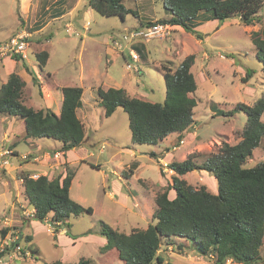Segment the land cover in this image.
I'll use <instances>...</instances> for the list:
<instances>
[{
	"label": "rangeland",
	"instance_id": "1",
	"mask_svg": "<svg viewBox=\"0 0 264 264\" xmlns=\"http://www.w3.org/2000/svg\"><path fill=\"white\" fill-rule=\"evenodd\" d=\"M123 3L131 10L126 14L125 20L119 15H101L93 9L94 17L88 18L91 31L81 28L77 34L66 36L62 33L63 30L57 29L55 23L49 29L46 28V33L42 35L32 32V26L36 25L38 28L42 25L41 21L51 18V11L39 9L37 13L33 10L34 13L26 20V14H20L25 0H0V40L4 41L20 30H27L32 36L29 38L28 59L14 60L15 63L12 64L4 63L8 58L0 61V87L7 80L8 73H19L26 81L23 99L29 106L36 109L48 108L47 93L42 94L43 85L38 83L43 81L47 85L46 79L51 86L54 85L52 94L58 100L62 97L61 88L64 86L86 87V100L89 90L96 85L99 88L124 87L131 95L163 103L166 97L163 66L175 70L192 53L196 56L192 72L198 85L194 95L198 102L194 109V123L183 132L182 137L174 140L169 148L174 157H167L169 159L164 151L160 152L161 142L156 145L133 142L128 114L121 106L111 116H106L105 108L97 105L95 99H91L89 104L92 113L86 114L83 105L77 111L85 124V140L80 146L71 149L73 151L68 154L69 161L62 142L49 137L26 140V125L21 116L0 115V149H12L10 143L19 140L17 148L21 154H32L34 151L51 153L52 158H44L43 165L36 164L37 169L44 166L48 169L55 167L52 170L56 174H62V178L69 170H75L71 196L82 205L93 208L92 213L71 215L66 224L56 223L53 211L48 213L45 221L26 220L28 218L22 210L29 203L25 192L22 193L24 186L21 180V183L18 181V175L22 176L30 171L27 167L16 174L14 171L8 173L5 169L1 170L0 227L4 218L11 219L15 213L17 217L27 221L22 232L31 235L35 233L34 239L39 247L37 259L32 254L25 255L23 259H10L6 254L4 260L10 261V264H50L55 260L77 262L83 254L91 257L93 264H102L99 261L102 255L98 249L102 237L99 233L101 222L127 233L134 228H146L153 222L156 194L173 181L175 172L172 171L170 162L181 161L188 153L195 152V160L202 163L210 154L216 153L224 142L237 143L248 122L247 114L236 109L237 104L252 105L261 97L264 69L256 55L257 48L251 36L254 31L264 28V4L257 13L259 20L253 25L243 24L239 17L223 22L216 19L199 21L196 29L202 39L195 33L171 27L168 36H164L167 34L164 31L161 35L163 37L150 38L144 45L142 58L133 62L138 65V69H129L122 54L112 48V37H121L124 31L139 24L138 16L133 11H138L143 21L149 17L166 16L167 12L162 0H123ZM43 50L48 51L50 56L41 69L36 54ZM127 53L128 51L126 55ZM249 68L255 70V73L249 82H243L242 77ZM34 77L38 82L34 81ZM97 93L95 97L100 102L101 98ZM213 105L225 111H236L231 115L227 112L219 115ZM3 116L8 117L5 119ZM262 119L264 120V115ZM11 121L13 125L10 128L13 130L9 134L7 128L9 129ZM6 133L10 135L8 141L4 139ZM182 138L183 143H179ZM176 145H180L179 148L173 149ZM58 150L66 156L64 161L63 158L61 161L54 160L53 154ZM151 152L158 155L152 156ZM261 161H264V137L244 165L252 167ZM183 178L195 187L205 184L211 191H218L216 178L205 170L196 169L183 175ZM7 181L8 191H5ZM121 192H125L127 197L125 194L121 195ZM174 196L175 192L172 197ZM18 202L20 206L15 207ZM56 224L59 228L64 225L71 237L75 232L87 231L83 235L92 234L87 239L90 243L85 244L84 241L71 245L63 235L57 238ZM14 227L11 233L15 236L20 231L18 226L10 228ZM2 237L0 230V239ZM22 246L26 248L24 241ZM161 252L166 253L167 259L176 264H212V261L196 256L191 251L179 256L171 246L167 249L163 247ZM262 252L264 253V245ZM109 258L111 260L105 264H124L115 256L113 259L109 255ZM230 263L229 261L227 264Z\"/></svg>",
	"mask_w": 264,
	"mask_h": 264
},
{
	"label": "trees",
	"instance_id": "2",
	"mask_svg": "<svg viewBox=\"0 0 264 264\" xmlns=\"http://www.w3.org/2000/svg\"><path fill=\"white\" fill-rule=\"evenodd\" d=\"M162 1L168 17L146 21L141 19L144 25L130 30L169 24L180 26L202 39L196 29L199 21L216 19L223 22L239 17L243 24L253 25L259 20L257 13L264 4V0ZM88 5L101 15H119L123 20L131 12L123 0H88ZM251 40L264 69V28L254 31ZM36 56L43 69L49 52L43 50ZM195 57L194 53L187 55L175 70L163 66L166 83L163 103L131 95L124 87L98 88L100 105L105 108L106 116H111L121 106L128 114L132 140L138 144L156 145L174 132L183 135L194 123V109L198 104L194 96L198 85L192 72ZM12 58L23 60L19 55ZM26 67L30 69L29 65ZM254 73L252 68L247 69L246 75L242 77L243 82H249ZM33 79L37 81V78ZM46 81L47 85L37 81L39 85L42 83L44 90L52 88L49 80ZM25 86L26 81L19 73L12 72L9 75L0 87V115L21 116L26 125L27 138L49 137L58 140L63 143L65 151L80 146L86 132L85 124L77 113L83 105V87L64 86L61 111L56 113L51 108L36 109L25 104ZM44 90H41L42 94ZM213 107L219 115L225 112L231 115L236 111ZM236 109L243 110L248 116L237 143L224 142L216 153L210 154L202 163L195 160V152L189 153L181 161L170 162V167L176 173L173 181L163 186L164 189L155 196L156 210L152 223L146 228H134L127 233L101 222L99 233L107 239L100 248L102 257L99 261L102 264L111 260L109 255L124 264H176L167 259L166 253L161 252L163 247L167 249L170 246L178 253L191 251L196 256L212 261V264H227L229 261L230 264H264V161L252 167L244 165L264 137V88L254 104L239 103ZM151 155L158 154L151 152ZM196 169L214 175L218 183L217 192L211 191L205 184L195 187L183 178V175ZM74 175L75 170H69L64 178L62 174L56 173L54 176L41 175L37 179L28 173L22 174L27 201L36 209L34 219L45 221L48 213L53 211V220L66 224L71 215L93 212L91 206H84L72 198ZM171 190L175 192L174 197H170ZM17 228L22 234L23 227ZM9 230L11 228H2V235L5 236ZM23 239L37 259L39 247L32 242V235H23ZM8 248L0 251V258ZM50 264H93V261L82 257L77 262L55 260Z\"/></svg>",
	"mask_w": 264,
	"mask_h": 264
},
{
	"label": "crops",
	"instance_id": "3",
	"mask_svg": "<svg viewBox=\"0 0 264 264\" xmlns=\"http://www.w3.org/2000/svg\"><path fill=\"white\" fill-rule=\"evenodd\" d=\"M163 2V1H162ZM88 3V0H86V1H84V0H25V6H24V8L22 9V11H21V15L23 14V13H25L26 14V20L27 19H29L30 17H31V15H32V13H34V11L35 12H39L40 10H43V9H45V10H48V11H51L50 12V15H51V18H49L47 21H41L42 22V25L40 26V27H38V28H36V25L35 26H32V28H33V31L32 32H34V34H44V33H46V28L47 29H49V27L52 25V23H55L54 25H56V27H57V29H61V30H63L62 31V33L64 32L65 34L64 35H66V36H71V35H74V34H77L78 32H79V30L81 29V28H83L85 31H91V28H89V24H88V18L91 16V18H93L94 16H93V9L87 4ZM40 9V10H39ZM34 10V11H33ZM166 10V9H165ZM45 12V11H44ZM167 12V11H166ZM137 20L139 21V24L138 25H133V27L132 28H136V27H139V26H142V25H144V24H142V21H141V18L139 17V13L137 14ZM169 16V14L167 13V15L166 16H163V17H168ZM163 17H149L148 19L149 20H157V19H160V18H163ZM147 19V20H148ZM172 27H177L178 29H183L182 27H180V26H172ZM53 28V27H52ZM131 28V29H132ZM176 28V29H177ZM128 30H130V29H128ZM31 31V30H30ZM66 31V32H65ZM59 33H61V31L60 32H58V34ZM15 34V33H14ZM53 34V33H52ZM51 35V34H50ZM4 40H6V39H4ZM0 41H2V40H0ZM110 42V41H109ZM108 42V43H109ZM145 43L146 42H139V41H136V42H134L133 44H132V46L134 47V49L140 54V57H139V59H137V60H135V59H132V58H130L129 57V52L127 53V55H126V52H124V53H121V52H119V51H117L118 53H121L122 54V56H123V58L124 59H126V58H128V59H126V60H128V61H132V62H137V61H139L141 58H142V56H143V54H144V52L142 51L143 49H144V45H145ZM41 44V43H40ZM111 44V43H110ZM112 45V44H111ZM112 48H113V45H112ZM111 48V49H112ZM114 49V48H113ZM50 56V55H49ZM9 60H6V61H4V63L5 62H9L10 64H12V62H14L15 63V59L14 58H8ZM15 60V61H14ZM136 64V63H135ZM12 73V72H11ZM11 73H8L9 75L11 74ZM9 75H8V77H9ZM50 78V77H49ZM8 79V78H7ZM7 81V80H6ZM5 81V82H6ZM4 83V82H3ZM2 83V84H3ZM53 84V83H52ZM63 88V87H62ZM62 88H61V90H62ZM98 86H96V85H93L92 86V90H89V99L87 98L86 100H85V93H86V90H87V88L86 87H83V96H82V100H83V108H85V113L86 114H90V113H92V109L90 108V106H89V104H90V102L92 101L91 99H95V101L94 102H96L97 103V105H100V102H99V99H97V97H95V94L98 92ZM52 89V90H51ZM43 90H44V88H43ZM54 91V85H52V88H50V89H48V90H44V92H46L47 94V104H48V108H51L54 112H56V113H59L60 111H61V107H62V101H63V92H62V97H61V99H57L53 94H52V92ZM44 94V93H43ZM97 95H98V93H97ZM50 104V105H49ZM89 106V107H88ZM79 109H81V108H79ZM78 109V111H80ZM5 119L8 117V116H3ZM5 119H1V120H3V121H5ZM11 125H13V122L11 121V123H10V125L8 126L9 127V129L7 128V133H11L12 132V128H10V126ZM6 131V130H5ZM4 134V139H7V141H8V138H9V134ZM26 134V133H25ZM180 133L179 132H174V133H171V134H169L167 137H165L162 141H161V150H160V152L161 151H164V154H166L165 156H166V158L167 157H174L173 156V154L172 153H170L169 152V148H170V146H172L173 145V143H174V140L175 139H177L180 135H179ZM175 136V137H174ZM25 139L26 140H31V139H33V140H37V139H40V138H27V137H25ZM18 143H19V140H15V141H13L12 143H10V144H7V145H10L13 149H15L16 150V152H19L20 153V151L18 150V148H17V145H18ZM73 150H70V151H67L66 153H65V155H67V160H68V154L69 153H71ZM167 151V152H166ZM166 152V153H165ZM31 153H36L35 151L34 152H31ZM18 154V153H17ZM189 154V153H188ZM184 156H185V154H184ZM66 157V156H65ZM64 156H63V160H64V158H65ZM185 158V157H184ZM183 158V159H184ZM167 159H169V158H167ZM69 161V160H68ZM17 162H18V160L17 159H15L14 160V162H13V166L11 167V169L8 171V173L9 172H15V174L17 173V172H19L21 169L17 166ZM70 162H72V161H70ZM36 164H38L37 166H40V165H42L40 162L39 163H35V164H33V163H27V164H25V165H23V167H22V170H24V167H27L28 168V170L29 171H31V170H40V171H42V170H44V171H47L48 172V176H52L51 175V171H53L52 170V168H47L46 166H42L43 168L42 169H37V167H36ZM28 171V172H29ZM7 173V174H8ZM53 173H55V171H53ZM18 178H20L18 181L21 183V176L20 175H18ZM24 181V180H23ZM22 181V182H23ZM23 187V186H22ZM4 189H5V191H8V181L7 182H5V186H4ZM24 189V188H23ZM173 193H174V191L173 190H171ZM171 191H170V197H172L173 196V193H171ZM24 192V190L22 191V193ZM214 192H217V191H214ZM125 194V192H121V195H124ZM125 196L127 197V195L125 194ZM119 198V197H118ZM24 199V198H23ZM16 201H17V199H16ZM20 206V202H18V206L17 205H15V207H19ZM138 207H140V209H141V206H139L138 205ZM142 209H143V207H142ZM140 214V213H139ZM26 220H32V219H26ZM25 219H22V218H20V217H17V215L14 213V215L13 216H11V219L9 218V223L7 224L4 220H3V223H2V225H1V227H0V230L2 229V228H10V227H13V226H18V227H24V225L25 224H27V221H26ZM26 222V223H25ZM59 231H57V238H59V236L60 235H63L65 238H67L68 239V242L71 244V245H75V243H82V242H84L85 241V244H88V243H90V241H87V239L88 238H91V236H92V234H89V235H83V234H85V232H87V231H85V232H75L74 233V235H73V237H71L70 236V233L69 232H67V230H66V228L64 227V225L62 226V227H60L59 229H58ZM92 232V231H91ZM26 234H29V233H23V235H26ZM35 234V233H34ZM34 234L32 235V237H33V239H32V242H35V239H34ZM11 235V231L9 230L7 233H6V235H5V237L1 240V241H5V242H8V237ZM101 239V245L99 246L100 248L103 246V245H105V243L107 242V239L105 238V237H101L100 238ZM58 240V239H57ZM36 243V242H35ZM37 244V243H36ZM98 247V249H100ZM79 248H80V246H79ZM178 253V252H177ZM82 254V253H81ZM173 254H176V253H173ZM186 254V252H183V253H178V255L180 256V255H185ZM83 257H86V258H91V257H87L86 255H84L83 254ZM82 258V257H81ZM80 258V259H81ZM92 259V258H91ZM106 259V258H105ZM79 261V260H78ZM68 262H71V261H68Z\"/></svg>",
	"mask_w": 264,
	"mask_h": 264
},
{
	"label": "built area",
	"instance_id": "4",
	"mask_svg": "<svg viewBox=\"0 0 264 264\" xmlns=\"http://www.w3.org/2000/svg\"><path fill=\"white\" fill-rule=\"evenodd\" d=\"M171 30V26L168 24H156L147 29L141 30H128L121 37H112L113 47L116 48L117 51L125 52L126 50L129 52V55L132 56L133 59H139V53L134 49L132 44L136 41H149L150 38L161 36L162 34H169ZM161 32V33H160ZM160 33V34H159ZM166 34V35H167ZM165 36V35H164ZM32 37L31 34L27 30H20L18 33L10 36L8 39L0 42V61L5 58H12L13 56L19 55L22 59H28L29 49H30V40ZM127 67L138 69V66L135 63L130 61H126ZM2 151V152H1ZM64 153L59 150L53 154L54 160L61 161ZM44 158H52L51 153L47 151L36 152L32 154H19L16 155L14 150L11 148H2L0 149V172L5 169L9 171L13 166L14 159L18 160L17 166L22 169L23 165L27 163H42ZM28 175L34 179L39 178L41 175H48V172H42L40 170H31ZM21 181H23V177H21ZM22 213L26 218H35L36 209L34 207H29L28 205L23 206ZM7 220V219H6ZM19 234L15 236H9V244L10 249L6 254L12 258H25L26 256H31V250L23 248L22 244L19 243ZM6 247L1 248L4 250ZM5 254V255H6ZM4 255V256H5ZM26 255V256H25ZM0 258V264H10V261H5V257Z\"/></svg>",
	"mask_w": 264,
	"mask_h": 264
},
{
	"label": "clouds",
	"instance_id": "5",
	"mask_svg": "<svg viewBox=\"0 0 264 264\" xmlns=\"http://www.w3.org/2000/svg\"><path fill=\"white\" fill-rule=\"evenodd\" d=\"M171 26V25H170ZM172 27V26H171ZM126 31H128V30H126ZM124 34V33H123ZM122 34V35H123ZM14 35V34H13ZM8 39V38H7ZM127 51V50H126ZM120 52V51H119ZM121 53H123V52H121ZM140 55V54H139ZM125 62H126V60H125ZM133 63V62H132ZM137 65V64H136ZM138 66V65H137ZM180 135V134H179ZM181 137H182V135H180ZM179 143H183V138L182 139H180L179 140ZM178 146V147H177ZM179 146L180 145H176V146H174L173 147V149H178L179 148ZM13 149V148H12ZM14 150V153L16 154V155H19V154H21V153H19V152H16V150L15 149H13ZM18 153V154H17ZM186 158V157H185ZM184 158V159H185ZM15 160V159H14ZM64 161V160H63ZM18 163V162H17ZM55 168V167H54ZM54 168H52V169H54ZM172 171H174L175 172V170L174 169H172ZM176 173V172H175ZM52 175V174H51ZM55 175V173H53V175L52 176H54ZM48 176V175H47ZM28 206L29 207H32V206H30L29 204H28ZM24 218V217H23ZM7 219V220H6ZM28 219H34V218H28ZM4 221L8 224L9 223V218H4ZM15 229V227L14 228H11V232L13 231ZM2 230V229H1ZM10 236H14L12 233H11V235ZM19 243H21L22 244V242L24 241L25 242V245H26V248L25 249H29L28 248V243H26V241L23 239V233L22 234H19ZM5 236H3L1 239H0V251H4L6 248H8L7 249V251L10 249V244H9V237H8V242H5V241H1L3 238H4ZM3 247H6L4 250H1V248H3ZM7 253V252H6ZM5 253V254H6ZM31 253H32V251H31ZM4 254V255H5ZM32 256V255H31Z\"/></svg>",
	"mask_w": 264,
	"mask_h": 264
}]
</instances>
